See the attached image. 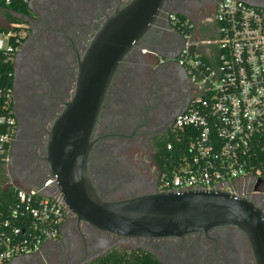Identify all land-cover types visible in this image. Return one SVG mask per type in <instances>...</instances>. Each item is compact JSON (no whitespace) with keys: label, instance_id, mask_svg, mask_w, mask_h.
Here are the masks:
<instances>
[{"label":"flooded vegetation","instance_id":"1","mask_svg":"<svg viewBox=\"0 0 264 264\" xmlns=\"http://www.w3.org/2000/svg\"><path fill=\"white\" fill-rule=\"evenodd\" d=\"M131 0H32L36 18L13 60L15 135L9 171L29 189L57 180L47 164L51 129L74 95L77 65L95 33ZM219 0H167L156 24L125 57L109 86L93 140L89 170L99 196L116 201L159 191L154 143L166 140L175 119L188 110L195 87L178 58L185 41L169 14L191 24L194 51L204 58L216 38ZM264 7V0H242ZM21 17V16H19ZM20 19V18H18ZM55 264H92L113 252L141 254L155 264H254L246 239L232 228L169 239H126L98 231L70 212L64 215ZM55 242V244L57 243ZM53 249L54 250V246ZM37 257L11 264H37Z\"/></svg>","mask_w":264,"mask_h":264},{"label":"built area","instance_id":"2","mask_svg":"<svg viewBox=\"0 0 264 264\" xmlns=\"http://www.w3.org/2000/svg\"><path fill=\"white\" fill-rule=\"evenodd\" d=\"M31 2L0 0L4 63L13 64L26 35L17 13ZM168 19L183 34L178 63L196 93L166 139L170 157L159 170V191L227 192L262 207L264 219V7L219 0L216 38L204 58L190 54L196 44L189 21L176 14ZM14 135L12 88L0 87V264L29 257L46 264L69 210L51 178L29 189L17 185L9 171Z\"/></svg>","mask_w":264,"mask_h":264},{"label":"water","instance_id":"3","mask_svg":"<svg viewBox=\"0 0 264 264\" xmlns=\"http://www.w3.org/2000/svg\"><path fill=\"white\" fill-rule=\"evenodd\" d=\"M166 1L131 0L95 33L78 62L73 98L51 129L46 159L50 174L67 209L98 231L156 240L232 228L246 239L253 263L264 264L263 209L247 199L190 190L105 201L92 180L89 160L97 143L93 134L109 86L121 62L154 27Z\"/></svg>","mask_w":264,"mask_h":264},{"label":"trees","instance_id":"4","mask_svg":"<svg viewBox=\"0 0 264 264\" xmlns=\"http://www.w3.org/2000/svg\"><path fill=\"white\" fill-rule=\"evenodd\" d=\"M26 6H21L22 10ZM179 18H183L178 15ZM12 73L13 65L11 63H4L3 56L0 54V87H11L12 86ZM166 140L157 141L154 143V163L160 169L165 161L169 160L170 155L165 151ZM4 175V165L0 163V178ZM92 264H155L154 259L147 255L141 254L136 257L126 252L113 251L97 260Z\"/></svg>","mask_w":264,"mask_h":264},{"label":"rangeland","instance_id":"5","mask_svg":"<svg viewBox=\"0 0 264 264\" xmlns=\"http://www.w3.org/2000/svg\"><path fill=\"white\" fill-rule=\"evenodd\" d=\"M20 19H18V22L24 26L27 27V23L25 20H32L34 18H36L37 16V12L33 9H31L30 7L26 6L24 7L22 10H20L17 13ZM5 18H10V16L8 14L4 15ZM60 245L59 242H57L54 246V250H50L46 252V264H55L57 262V260L59 259V255H60ZM37 264H43V262L39 261Z\"/></svg>","mask_w":264,"mask_h":264}]
</instances>
